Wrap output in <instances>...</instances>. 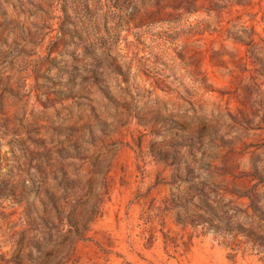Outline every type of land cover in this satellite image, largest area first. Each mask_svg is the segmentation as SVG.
I'll return each mask as SVG.
<instances>
[{"label":"rangeland","instance_id":"1","mask_svg":"<svg viewBox=\"0 0 264 264\" xmlns=\"http://www.w3.org/2000/svg\"><path fill=\"white\" fill-rule=\"evenodd\" d=\"M67 259L264 264V0H0V264Z\"/></svg>","mask_w":264,"mask_h":264},{"label":"trees","instance_id":"2","mask_svg":"<svg viewBox=\"0 0 264 264\" xmlns=\"http://www.w3.org/2000/svg\"><path fill=\"white\" fill-rule=\"evenodd\" d=\"M63 260H64L63 263L66 262V259H63ZM67 260H69V261L67 262V263L69 264L71 259H67ZM72 264H80V263L77 262V261H73Z\"/></svg>","mask_w":264,"mask_h":264}]
</instances>
